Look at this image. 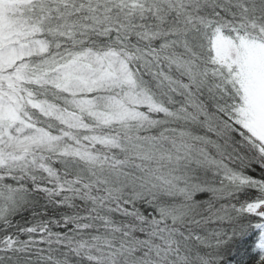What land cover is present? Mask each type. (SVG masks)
Returning <instances> with one entry per match:
<instances>
[{"label":"snow or ice","instance_id":"6c2138e0","mask_svg":"<svg viewBox=\"0 0 264 264\" xmlns=\"http://www.w3.org/2000/svg\"><path fill=\"white\" fill-rule=\"evenodd\" d=\"M0 264H264V0H0Z\"/></svg>","mask_w":264,"mask_h":264}]
</instances>
